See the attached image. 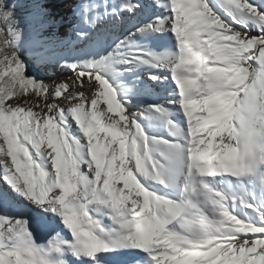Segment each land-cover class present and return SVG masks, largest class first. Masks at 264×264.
<instances>
[{
  "label": "snow or ice",
  "instance_id": "6c2138e0",
  "mask_svg": "<svg viewBox=\"0 0 264 264\" xmlns=\"http://www.w3.org/2000/svg\"><path fill=\"white\" fill-rule=\"evenodd\" d=\"M72 17L0 0V264H264V0Z\"/></svg>",
  "mask_w": 264,
  "mask_h": 264
},
{
  "label": "bare ground",
  "instance_id": "6f19581e",
  "mask_svg": "<svg viewBox=\"0 0 264 264\" xmlns=\"http://www.w3.org/2000/svg\"><path fill=\"white\" fill-rule=\"evenodd\" d=\"M47 6L58 19L63 17L66 21L63 27L54 30L58 31L59 36L64 38L65 42L72 40L74 38L72 34V24L75 22L72 17V10L76 6V0H48ZM133 23L135 22H127L125 28L131 27ZM58 72L60 75L64 74L61 67H58ZM41 242L45 241L42 239Z\"/></svg>",
  "mask_w": 264,
  "mask_h": 264
},
{
  "label": "rangeland",
  "instance_id": "374dc122",
  "mask_svg": "<svg viewBox=\"0 0 264 264\" xmlns=\"http://www.w3.org/2000/svg\"><path fill=\"white\" fill-rule=\"evenodd\" d=\"M20 2L23 3L24 5H30L32 3V0H20ZM43 2L47 3V5H48V0H43ZM28 11H29V9L27 7L20 9L19 14H20V17L22 20V26H23V23L27 19ZM74 39H75V37L72 40H74ZM70 41L71 40H68L67 42H65L66 46L62 49L61 54L64 56H68V57L77 56V55L82 54L80 49L74 48L71 46ZM58 67L59 66L51 68L47 72H37L36 75H38L46 83H53L54 81L55 82L67 81L70 77H74V73H72L71 71H69L66 68H61V70L64 74L60 75L58 72Z\"/></svg>",
  "mask_w": 264,
  "mask_h": 264
}]
</instances>
